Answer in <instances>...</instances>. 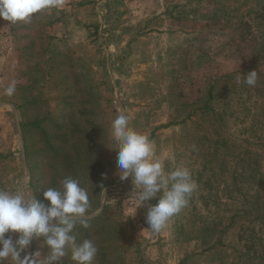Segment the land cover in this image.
<instances>
[{"label": "rangeland", "instance_id": "1", "mask_svg": "<svg viewBox=\"0 0 264 264\" xmlns=\"http://www.w3.org/2000/svg\"><path fill=\"white\" fill-rule=\"evenodd\" d=\"M65 1L0 0V264H239L242 218L228 249L205 244L254 191L233 156L241 105L221 128L201 114L182 122L221 62L208 12L113 0L101 15L98 0ZM216 130L241 137L219 158ZM68 219L87 221L56 224Z\"/></svg>", "mask_w": 264, "mask_h": 264}, {"label": "trees", "instance_id": "2", "mask_svg": "<svg viewBox=\"0 0 264 264\" xmlns=\"http://www.w3.org/2000/svg\"><path fill=\"white\" fill-rule=\"evenodd\" d=\"M112 2L114 1L110 0L108 5ZM187 2L193 4L189 9V15L193 13L192 11L208 12L204 25L213 33L209 51L213 58H220L221 62L218 66H213L214 70L210 75L205 95L193 102L195 106L192 112L188 113L182 122L191 119L195 114H201V118L211 119L218 128L224 127L226 119L233 115V112H229L228 106L235 98L241 105V112L244 113L241 119L243 125L238 132L244 135L242 141L245 145L239 153L234 152L233 156L239 158L241 162V176H244L245 185L249 184L247 186L249 190L254 189L252 194H245L241 207L230 216L229 223L216 232L215 238L205 244V250L226 247L223 235L239 217L244 222L239 232L241 245L231 246L234 253L238 254L239 264H264V0H228V5L221 0ZM185 13L187 12L170 11L166 14L175 21L199 19L195 14L191 17ZM55 21H50L49 24ZM95 32H98V26ZM176 122L170 121L163 126ZM236 134L226 137L216 130L217 136L212 146L216 158L237 146V140L241 137H237ZM29 155L27 151L28 158ZM71 166L74 168L73 176H80L78 178L81 179L80 173L84 167L80 166L78 171L76 163H71ZM106 183L103 182L102 186ZM21 209L27 212L26 209L22 207ZM46 209L53 215L58 212L57 206L54 205ZM62 211L64 214L84 212L75 206L64 207ZM86 221L87 219H68L58 221L56 224L61 226ZM39 224L41 222L36 220L29 226L27 231L32 237L37 236ZM216 228L217 225L205 231L214 232L217 231Z\"/></svg>", "mask_w": 264, "mask_h": 264}, {"label": "crops", "instance_id": "3", "mask_svg": "<svg viewBox=\"0 0 264 264\" xmlns=\"http://www.w3.org/2000/svg\"><path fill=\"white\" fill-rule=\"evenodd\" d=\"M95 1V0H94ZM94 1H92V2H90L89 4H91V3H93ZM110 0H98L97 1V3H98V13H100L101 15H103V13L106 11V10H104V7L105 6H107L108 5V2H109ZM72 2V0H66L65 2H64V4H63V7H66V8H71L72 6H73V2ZM76 3V2H75ZM88 2H85V1H83V0H80V1H78L77 2V4L79 5V6H86V4H87ZM70 6V7H69ZM101 19H102V16H101ZM101 19H100V21H101Z\"/></svg>", "mask_w": 264, "mask_h": 264}, {"label": "water", "instance_id": "4", "mask_svg": "<svg viewBox=\"0 0 264 264\" xmlns=\"http://www.w3.org/2000/svg\"><path fill=\"white\" fill-rule=\"evenodd\" d=\"M101 210H102V208H101ZM101 210H100V211H101ZM100 211H99V212H100ZM99 212H97V213H99ZM97 213H96V214H97ZM96 214H95V215H96ZM82 217H85V216H82ZM62 218H64V217H62ZM65 218H67V217H65Z\"/></svg>", "mask_w": 264, "mask_h": 264}]
</instances>
